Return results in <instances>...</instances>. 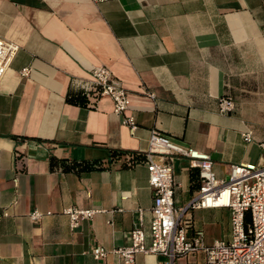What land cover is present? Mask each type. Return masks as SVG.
<instances>
[{
	"label": "crops",
	"instance_id": "crops-1",
	"mask_svg": "<svg viewBox=\"0 0 264 264\" xmlns=\"http://www.w3.org/2000/svg\"><path fill=\"white\" fill-rule=\"evenodd\" d=\"M0 37L20 45L0 81V264H125L113 250L130 243L141 210L148 233L153 217L154 129L211 154L220 179L264 159V0H0ZM98 66L130 91L133 133L90 84ZM224 95L230 114L219 112ZM173 168L179 210L200 177L186 157ZM72 205L97 212L72 229ZM183 221L207 243L231 235L226 208L189 209ZM97 247L108 254L96 259ZM163 259L138 253L131 264Z\"/></svg>",
	"mask_w": 264,
	"mask_h": 264
},
{
	"label": "built area",
	"instance_id": "built-area-1",
	"mask_svg": "<svg viewBox=\"0 0 264 264\" xmlns=\"http://www.w3.org/2000/svg\"><path fill=\"white\" fill-rule=\"evenodd\" d=\"M19 50L20 45L0 37V81ZM31 72V67H24L20 74L28 77ZM91 75L90 84L97 88L100 96L112 99L115 113L122 116V122L133 133L137 128L135 117L126 114L131 103L130 91L106 66L94 67ZM235 107L236 102L231 95L220 97L221 114H230ZM243 139L252 142L253 132H244ZM260 145L264 148V141ZM155 155L161 156L162 160H155ZM175 156L188 158L191 167L198 169L200 177L198 193L186 207L179 210L175 207ZM146 158L154 195L153 217L148 233L141 210L138 224L130 231V243L113 250L125 264L133 263L138 253L161 255L164 259L160 264H175L178 257L200 250L205 253L206 264H264V159L258 166L234 164L229 178L220 179L214 171L211 154L179 143L156 129L151 132ZM195 208L229 209L230 238L207 243L202 231L188 237L183 218L187 210ZM63 212L70 219V227L75 229L83 220L92 219L97 210L72 205ZM3 214L8 213L5 211ZM42 215L40 211H35L32 217ZM92 252L96 259L108 254L100 247Z\"/></svg>",
	"mask_w": 264,
	"mask_h": 264
},
{
	"label": "rangeland",
	"instance_id": "rangeland-1",
	"mask_svg": "<svg viewBox=\"0 0 264 264\" xmlns=\"http://www.w3.org/2000/svg\"><path fill=\"white\" fill-rule=\"evenodd\" d=\"M228 229H229V224L228 223L224 224V226L222 227V230H223L222 234H224V235L227 234ZM229 238L227 236L225 238H223V235H222V239H224V240H228ZM222 239H219V240H222Z\"/></svg>",
	"mask_w": 264,
	"mask_h": 264
},
{
	"label": "trees",
	"instance_id": "trees-1",
	"mask_svg": "<svg viewBox=\"0 0 264 264\" xmlns=\"http://www.w3.org/2000/svg\"><path fill=\"white\" fill-rule=\"evenodd\" d=\"M235 100V99H234Z\"/></svg>",
	"mask_w": 264,
	"mask_h": 264
}]
</instances>
